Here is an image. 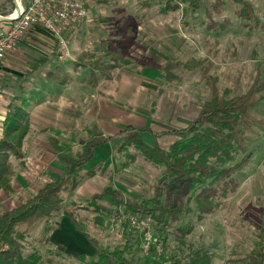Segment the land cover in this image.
Returning <instances> with one entry per match:
<instances>
[{
	"label": "rangeland",
	"instance_id": "1",
	"mask_svg": "<svg viewBox=\"0 0 264 264\" xmlns=\"http://www.w3.org/2000/svg\"><path fill=\"white\" fill-rule=\"evenodd\" d=\"M148 1L150 4L143 7L144 0H90L89 21L69 31L64 49L56 44L57 51L54 43L52 47L47 43L34 44L38 48L32 45L33 55L29 56L32 62L26 60L18 68L27 71L19 73L20 78L14 75L15 80L10 84L13 90L21 93L22 89L35 87L34 99L46 98L47 101L34 109L32 123L29 120L27 137L22 144V164L18 165L19 161L11 158L16 174L19 170L27 171V159L36 160L41 156L37 162L42 163L55 159L47 143L49 134H56L60 141L71 143L75 149L82 138L99 133L113 135L126 125L148 126L154 131L185 126L196 117L210 92L200 68L178 67L171 70L168 78L161 68L165 61L204 58V64L210 66L209 73L216 76L219 87L230 88L232 94L244 93L257 75L259 81L264 82V27L241 25L233 13L236 6L231 0H223L228 27L216 31L208 30L203 23V9L185 11V5L178 3V8L166 10V0ZM250 1L259 20L264 22V0ZM21 2L25 4L27 0ZM17 4L18 0H0V16L10 15ZM222 18L216 17L217 20ZM5 21L0 19V23ZM42 33L51 40L49 33ZM111 50H116V56L105 55ZM152 51L163 58L161 65H152ZM95 57H102L103 62H114L115 67L110 71L109 81L99 79L95 86H90L87 83L89 70L76 68L75 62ZM40 58L46 61L36 68L32 63ZM57 66L67 73L63 84H54L47 78V72L55 71ZM18 85L22 89L16 88ZM42 86L46 87L45 91L41 90ZM261 94L264 95V89ZM26 100V103L9 104L0 123V138L15 106L23 111L31 108L32 100ZM249 112L258 120L247 132L245 154L249 163L235 174L238 184L234 191L229 192L212 212L199 216L190 191L169 189L159 180L158 168L141 155L134 159L130 156L136 154L132 147L127 153L117 151L119 140L97 148L94 158L83 168L98 169L96 174L83 176L74 192L66 196L65 204L77 207L93 193L111 185L128 196L145 200L158 198L165 206H187L190 211L174 223L175 227L190 229L180 244L179 256L206 252L211 264H244L241 259L255 245L259 229H264V100ZM145 135L149 141L150 137ZM174 140L175 137L165 135L159 139V144L167 148ZM242 157L239 153L236 161ZM29 165L34 171L32 163ZM41 176L47 177V174H38L35 178V174L25 173L27 185L19 189L15 184L13 188L16 192L23 189L34 192L46 182L38 178ZM1 192L8 198L6 207L12 205L11 200L15 206L14 197ZM102 203L110 205L109 198L105 197ZM79 213L87 217L92 215L91 211L79 210ZM130 220L128 218V225L134 229H130L129 235L128 229L121 225V217L113 211L102 225H87V231L102 246L121 248L128 244L130 252L145 258L147 245L154 240L152 226L145 232L134 227L137 225ZM43 226L41 223L32 236L38 235ZM169 243L170 247L176 246L172 238ZM51 248V245L39 248L44 264L79 263L77 257L69 255L50 256ZM84 257L92 258L87 254Z\"/></svg>",
	"mask_w": 264,
	"mask_h": 264
},
{
	"label": "trees",
	"instance_id": "2",
	"mask_svg": "<svg viewBox=\"0 0 264 264\" xmlns=\"http://www.w3.org/2000/svg\"><path fill=\"white\" fill-rule=\"evenodd\" d=\"M231 2L236 6L233 13L241 25L248 28L258 25L264 27V22L257 17L250 0ZM178 3L185 5V11L198 12L203 9V23L208 30L228 27L223 0H166V10L178 8ZM149 4L148 0H144L142 6L147 7ZM218 16L223 18L217 20ZM116 53V50H111L105 55L114 57ZM150 53L151 63L155 67L164 62L156 52ZM80 60L75 62V67L89 70L87 83L90 86H95L99 79L110 80L114 62H103L102 57ZM45 61L46 59L40 58L32 64L38 68ZM205 62L204 58H189L186 61L168 60L161 66L166 77L172 69L178 67L200 68L202 71L210 96L202 103L196 117L185 126L168 131H154L148 126L126 125L113 135L99 133L82 138L75 149L71 143L60 141L56 134H49L47 143L57 162L62 165L61 172L34 192L27 189L16 192L11 182L16 174L11 158L18 160V165L22 164V144L30 123L26 112L20 106H15L5 121L4 133L0 138V191L13 196L15 200V206L11 209L5 210L0 206V264H44L39 248L51 243L55 215L66 217L93 249L92 258L87 260L82 255L78 256V264H211L210 255L206 252L179 256L180 244L190 229L175 227L174 223L180 220L183 213L190 211L187 206H165L158 198L145 200L128 196L111 185L93 193L77 207L65 204L66 196L74 192L83 176L92 177L96 174L98 169L83 168L94 158L97 148L115 140H119L117 151L127 153L129 147H132L136 151L135 155H130L133 159L141 155L158 168L161 173L159 180L169 189L177 191L183 188L190 191L199 216L212 212L229 192L234 191L238 184L235 174L250 160L245 154L247 132L258 120L249 111L260 100H264V95L261 94L264 82L259 81L257 75L244 93L232 94L230 88L219 87L216 76L209 73L210 66H206ZM47 78L54 84H63L67 80V73L63 67L57 66L55 71L47 72ZM145 134L150 137L149 141ZM165 135L175 137L167 148L159 144V139ZM239 153L243 157L236 161ZM105 197L109 198L110 205L102 203ZM79 210L91 211L92 215L87 217L79 213ZM112 211L114 215L121 217V225L128 229L127 235L133 228L128 225L129 216L150 217L154 240L147 245L145 258H139L135 252H130L128 244L121 248L102 246L88 233L87 225H102ZM41 223H44L41 232L32 236ZM256 237L255 245L241 259L244 264H264L262 227ZM170 238L176 241L175 247H170ZM49 252L50 256H61L59 251Z\"/></svg>",
	"mask_w": 264,
	"mask_h": 264
},
{
	"label": "crops",
	"instance_id": "3",
	"mask_svg": "<svg viewBox=\"0 0 264 264\" xmlns=\"http://www.w3.org/2000/svg\"><path fill=\"white\" fill-rule=\"evenodd\" d=\"M28 1V0H27ZM8 21H5V23H0V28L1 29H6L9 26ZM0 29V30H1ZM42 32H46L43 28L39 26H34L30 28L23 39L19 42L17 49L15 50L14 53L7 55L5 58L0 61V123L3 121V116L6 115L7 113V108L9 104H12V102H17L20 101V103H26V99L32 100V105L31 108H27L25 110L28 119L32 123V116L34 109L39 108L42 106L47 99L42 98L40 100H35L34 99V93L33 92L35 87H30L27 89H22L21 86H16L18 89H22V92H17L13 90V87L11 84L14 82L13 79L15 80L14 75L16 78H20V76L27 71V69H18L19 66L22 65L23 62L31 61L29 56L33 55V50H34V44H42V43H47L49 46L56 47L57 45L53 37H51V40L44 35ZM34 45V46H32ZM38 48L37 46H35ZM58 51V49H57ZM43 57V56H42ZM19 73L21 75H19ZM11 83V84H10ZM43 84V83H42ZM29 90V91H28ZM41 90L45 91L46 87L42 86ZM33 92V93H32ZM26 136L24 137V140L26 139ZM24 143V142H23ZM41 156L38 157V159H27V171L26 170H19L16 174V178L13 179L12 186H18L19 189L23 188V186L27 185L28 183L24 177L25 173H33L36 175H41L42 173H46V176H41L38 177L40 179H43V181H48L51 178L57 176L61 172L62 165L57 162L54 158L51 159L49 162H43L39 160ZM34 162V165H33ZM32 163V166L34 168V171L31 170V167L29 164ZM16 184V185H15ZM0 196L2 198L1 201V207L4 209H11L14 207L13 200H11L12 205L9 204L6 207V202H8V198L4 195H2V192L0 191ZM8 204V203H7ZM51 246L53 250L59 251L63 255H69L73 257H78V256H84V254H87L88 257L92 256L93 254V249L90 246V244L87 242V240L84 238L83 235L78 233L74 227L70 224L68 219L66 217L60 216L55 219V228L51 234ZM52 264V263H51ZM62 264V263H58Z\"/></svg>",
	"mask_w": 264,
	"mask_h": 264
},
{
	"label": "built area",
	"instance_id": "4",
	"mask_svg": "<svg viewBox=\"0 0 264 264\" xmlns=\"http://www.w3.org/2000/svg\"><path fill=\"white\" fill-rule=\"evenodd\" d=\"M90 0H18L15 10L7 17L9 26L0 30V61L15 52L26 32L39 26L49 33L60 49L68 44L69 31L89 21ZM145 232L150 227V217L129 216ZM130 220V221H131Z\"/></svg>",
	"mask_w": 264,
	"mask_h": 264
},
{
	"label": "water",
	"instance_id": "5",
	"mask_svg": "<svg viewBox=\"0 0 264 264\" xmlns=\"http://www.w3.org/2000/svg\"><path fill=\"white\" fill-rule=\"evenodd\" d=\"M0 19H2V20H6V21H8V20H10L8 17H6V16H0Z\"/></svg>",
	"mask_w": 264,
	"mask_h": 264
},
{
	"label": "bare ground",
	"instance_id": "6",
	"mask_svg": "<svg viewBox=\"0 0 264 264\" xmlns=\"http://www.w3.org/2000/svg\"><path fill=\"white\" fill-rule=\"evenodd\" d=\"M15 1H17V0H15Z\"/></svg>",
	"mask_w": 264,
	"mask_h": 264
}]
</instances>
